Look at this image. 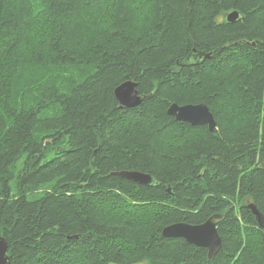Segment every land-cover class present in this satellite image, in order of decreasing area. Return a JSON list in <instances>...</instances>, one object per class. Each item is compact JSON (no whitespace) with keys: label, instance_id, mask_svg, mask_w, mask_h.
Masks as SVG:
<instances>
[{"label":"trees","instance_id":"1","mask_svg":"<svg viewBox=\"0 0 264 264\" xmlns=\"http://www.w3.org/2000/svg\"><path fill=\"white\" fill-rule=\"evenodd\" d=\"M216 214L212 258L161 234ZM0 235L7 264H264V0H0Z\"/></svg>","mask_w":264,"mask_h":264},{"label":"water","instance_id":"2","mask_svg":"<svg viewBox=\"0 0 264 264\" xmlns=\"http://www.w3.org/2000/svg\"><path fill=\"white\" fill-rule=\"evenodd\" d=\"M225 17V19L230 22L236 20L240 17V15L237 11H229L226 13ZM114 95L120 108L133 107L141 102V97L138 95L136 82L134 80H126L117 85L114 89ZM167 113L174 116L176 120L187 122L190 125L205 124L210 131H212L216 126L212 113L204 103H185L179 105L173 102L168 106ZM115 174L143 185H147L152 181H155L150 173L139 170L121 171ZM248 207L255 214L259 225L263 226L261 213L251 204L248 205ZM219 217L220 215L216 214L209 217L206 221L198 224L183 222L171 223L162 229L161 234L163 237L168 238L180 237L187 243L204 247L207 250L208 258H212L221 247V240L214 221V219ZM8 262L9 256L7 241L2 235H0V264H7Z\"/></svg>","mask_w":264,"mask_h":264},{"label":"bare ground","instance_id":"3","mask_svg":"<svg viewBox=\"0 0 264 264\" xmlns=\"http://www.w3.org/2000/svg\"><path fill=\"white\" fill-rule=\"evenodd\" d=\"M242 14V13H241ZM242 19V17L241 18H238V19H236V20H234V21H230L229 23H232V22H236V21H239V20H241ZM199 50V49H198ZM196 53V52H195ZM202 63V62H201ZM195 66V65H194ZM66 80H68V79H66ZM71 80V79H70ZM80 81V80H79ZM64 82V81H63ZM67 83H68V85H69V81H67ZM67 83H66V85H67ZM71 83H73V79H72V82ZM76 83H78V82H76ZM61 84H63V83H61ZM75 84V83H74ZM63 86V85H62ZM136 86H137V83H136ZM136 89H137V87H136ZM137 91H138V89H137ZM139 95V94H138ZM173 102V101H172ZM199 102V101H198ZM201 103L203 102V101H200ZM119 105V104H118ZM120 108V107H119ZM120 109H123V108H120ZM53 113V112H52ZM57 113L55 112V115H56ZM170 115V114H169ZM52 116V115H51ZM54 116V115H53ZM34 135H36V138H37V134L35 133ZM50 140V139H49ZM65 142V141H64ZM53 144V143H52ZM51 145V144H50ZM63 146V145H62ZM66 146V145H65ZM50 147V146H49ZM51 148V147H50ZM52 151H54V148L52 147ZM60 149V148H59ZM61 149H63V148H61ZM48 150V149H47ZM47 150L45 151L44 150V154H45V152H47ZM56 152H58V151H56ZM49 153V152H48ZM57 154H59V153H57ZM22 156H23V154H21ZM50 155H53V153L52 154H50ZM49 155V156H50ZM54 156V155H53ZM56 156V155H55ZM52 158V157H51ZM46 159H48V158H46ZM19 164H21V163H19ZM20 166V165H19ZM20 168H22V167H20ZM14 168H12V170H13ZM18 171H19V169H18ZM121 171H132V169H128V170H120V172ZM112 173H114V172H112ZM18 174V173H17ZM12 177H13V174H12ZM153 177V179L156 181V179H155V177L154 176H152ZM11 178V177H10ZM14 179H15V177H14ZM11 181V180H10ZM155 181H152L151 183H149V184H147L146 186H152V185H155L156 183H158L157 181L155 182ZM13 182V181H12ZM16 181H14L13 183H15ZM51 182V181H50ZM53 182V181H52ZM8 183H9V180H8ZM48 183V182H47ZM136 183V182H135ZM12 184V183H11ZM53 184H54V182H53ZM44 185V184H43ZM11 186V185H10ZM46 186V185H45ZM51 186V185H50ZM40 188H42L41 186H40ZM172 188V187H171ZM170 188V189H171ZM37 189V188H36ZM12 191V190H11ZM14 191V190H13ZM35 192V191H34ZM42 192H43V190H42ZM16 193V192H15ZM33 193V192H32ZM38 194V193H37ZM42 194V193H41ZM40 194V195H41ZM25 195V194H24ZM34 195H35V193H34ZM26 196H27V194H26ZM35 198V197H34ZM224 198V197H223ZM27 200V199H26ZM31 200H32V196H31ZM34 200V199H33ZM234 203V202H233ZM182 222V221H181ZM183 223H186V222H184L183 221ZM259 226V225H258ZM210 260V259H209Z\"/></svg>","mask_w":264,"mask_h":264},{"label":"rangeland","instance_id":"4","mask_svg":"<svg viewBox=\"0 0 264 264\" xmlns=\"http://www.w3.org/2000/svg\"><path fill=\"white\" fill-rule=\"evenodd\" d=\"M32 1H33L35 6L39 4V0H32Z\"/></svg>","mask_w":264,"mask_h":264}]
</instances>
